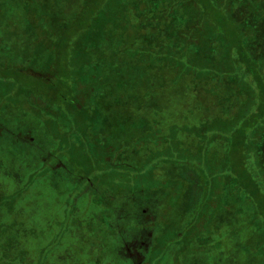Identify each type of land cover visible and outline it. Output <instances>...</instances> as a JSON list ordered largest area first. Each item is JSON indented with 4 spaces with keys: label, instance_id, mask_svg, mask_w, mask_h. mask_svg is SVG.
<instances>
[{
    "label": "rangeland",
    "instance_id": "obj_1",
    "mask_svg": "<svg viewBox=\"0 0 264 264\" xmlns=\"http://www.w3.org/2000/svg\"><path fill=\"white\" fill-rule=\"evenodd\" d=\"M44 1L51 8L48 21L56 28L60 20L73 21L83 6L82 0ZM61 1H64L63 6ZM112 1L116 4L111 3V7L122 16L117 18L116 11L111 13L112 18L109 19L119 20L116 21L119 25L109 30L120 34H117L115 42L112 41L113 50L106 55H98L102 76L96 79L97 84L85 87L81 93L89 95L86 100L90 98L91 117L87 130L95 129L101 134V139H105L102 136L107 134V140L115 142L123 156L113 161L115 168H112L113 164L107 166L106 162L108 168L93 175L95 168L99 164L103 166L104 161L99 164L85 162L80 153H86L87 146L81 144L76 135H70L72 131L78 132L84 123L75 125L73 115L70 117L64 111L60 114L54 105L47 110L43 107L35 109L31 101L28 103V96H40L25 88L23 90L30 93L17 95L21 82L28 88L39 85L46 91L40 80L29 79V76L21 79L0 76V132L4 134L7 129L14 132L15 125L18 136L14 135V140V137L10 140L0 138V261L3 264H127L117 251L114 237L118 232L114 230L115 235L112 234L108 224L111 216V222L117 220L128 224V235L122 239L130 236L129 241L134 245L147 249L141 264H264V260L254 256L258 255L259 248L254 240H250L254 237L251 230L256 227L251 223L250 205L244 204L239 209L241 204H235L230 197L223 199L220 189L208 191L216 184H223L220 187L224 189L225 176L214 179L210 185L207 181L214 176L213 172L216 173L217 161L225 153L209 149L208 156L206 151L202 157L194 154L204 136L208 140L209 132L219 131L217 124L214 125L219 122L214 117L217 112L214 111L215 99L207 95L210 86L212 97L218 93L214 86L216 77L211 76L202 84L189 78L176 94L177 83L172 82L174 72L165 70L157 73L159 79L165 80L164 83L150 76L151 65L143 61L140 65H133V61L127 59V56L133 57L129 50L136 46L139 50L135 48V52L145 50L138 44H128L130 25H122L125 20L121 18L125 13L119 10L125 6ZM20 6L13 0H0V49L8 50L11 66L21 61L19 56L24 52L19 39H23L27 21ZM135 11L130 6L128 13L137 15ZM133 34L134 31L129 35L132 37ZM54 41L53 38L52 44ZM118 49L122 52L119 53ZM216 51L220 52L218 48ZM6 59H0V68L6 69L10 64ZM9 70L10 75L17 71L12 67ZM54 81L58 84L59 78ZM58 85V90L64 91L59 93V99L62 94L67 97L64 81ZM194 87H197V92ZM93 94L95 98H92ZM42 100V105L47 106L43 97ZM34 102L39 101L36 99ZM12 120L20 122L16 125ZM204 124L208 126L207 131L202 129ZM53 136L63 140L56 143ZM182 152L190 155L198 167L205 156L212 162L211 175L196 172L194 188L189 185L192 177L180 178L181 170L176 169L173 163L166 165L160 162L165 157L172 159V153L178 156ZM211 152L214 154L209 157ZM105 155L101 154V157ZM60 156L62 161L55 162ZM34 161L36 164L33 166ZM59 164L61 169L56 170V175L53 169ZM153 169L155 172L150 176ZM190 171L185 172L191 176ZM160 185L164 187L156 195V208L160 206L157 208L160 215L148 219L150 224L153 223L148 225L152 232L141 233L138 226L141 222L133 218V205L128 204V197L139 190L134 199L138 195L141 212L149 213L144 203L148 199L143 192L149 195L156 193L154 190ZM203 200L212 208L205 222L208 233H203L201 242L195 245L186 243V250L182 251L172 242L173 233L186 231L191 224L190 219H196L195 225L201 222L202 217L197 213L203 210L195 204L197 206L198 201ZM132 229L138 230L132 232ZM122 253L130 254L126 248Z\"/></svg>",
    "mask_w": 264,
    "mask_h": 264
},
{
    "label": "trees",
    "instance_id": "obj_2",
    "mask_svg": "<svg viewBox=\"0 0 264 264\" xmlns=\"http://www.w3.org/2000/svg\"><path fill=\"white\" fill-rule=\"evenodd\" d=\"M82 1L83 6L79 13H76L74 20H60V25L56 28L48 21L51 8L44 0H13V2L21 4L20 8L26 16L27 23L23 29V39H19V46L24 52L19 56L21 61L11 66L12 58L8 56V50L0 49V59L8 58L6 60L10 63L6 69L0 68V76L5 78L16 76L14 79L29 76L31 77H28L29 79L34 77L40 80L46 91L41 90L39 85L28 88L21 82L17 95L19 96L20 93L27 95L30 93L28 91L39 94L40 97L35 96L39 102H34L36 100L33 98L34 96H28V103L31 101L35 109L43 107L47 110L51 105H54L56 109H59L60 114L64 111L70 117L73 115L75 125L84 123L85 127L82 125L80 130L77 129L78 132L72 131L70 135L71 137L76 135L79 139L77 140L87 146L88 151L80 153L85 162L99 164L102 160L104 161L105 165L99 164V167L95 168L94 175L99 170L108 168L107 166L110 164H113L112 168H115V160L122 159L123 156L116 143L107 140V134L102 136L105 139H101V134L95 129L94 131L87 130L90 127L88 120L91 117L90 98L86 100L85 97L89 95H84V92L81 93V91L85 87H90L89 85L95 86L98 77L102 76L99 73L101 65L98 55L103 56L113 50L112 41L115 42L117 34H120L117 31L113 33L109 30V28L119 25L116 22L119 20H110L109 17L112 18L113 11H116L117 18L122 15L111 7V3L116 4L112 0ZM114 1L125 6L123 10L119 8L126 15L121 18L125 20L122 25H130V35L134 31L132 37L128 34V44H138L145 50L139 51V53L135 52V48L139 50L138 46L129 50L133 57L127 56V59L133 61V65L137 63L140 65L142 61L151 65L149 73L156 80H163L162 77L159 79L157 75L161 71L174 72L172 82L177 83L175 89L178 92L176 94H179V90L184 88V84L189 78L202 84L208 81L211 76L216 77L214 86L218 93L212 97L211 95L214 94H212L210 86L207 88V95L215 99V110H213L217 112L214 117H217L219 122H215L214 125L217 124L219 131L209 132L208 140L204 136L194 154L198 153L202 157L201 155L206 151V156H208L209 149H213L216 153L221 150L225 153L223 158L217 161L219 167L216 169V173L213 172L214 176H211L207 181V184L210 185L214 179L225 176L224 189L220 187L223 184H216L212 189L208 188V191L220 189V192L224 194L221 196L222 198L230 197L234 199L235 204H241L239 209L244 204L250 205L251 223L256 225L251 230L252 234L254 232V237H251L250 240H254L259 248L258 255L254 256L264 260V0ZM130 6L134 7L137 15H129ZM127 17L129 19H126ZM53 38L55 41L52 44ZM217 48L220 52L216 51ZM118 51L122 52L121 49ZM11 67L17 70L12 73L13 76L9 73ZM53 78H59V83L64 81L65 87L68 89L67 97L62 94L59 99V93L64 91L58 90L57 87L60 85H58L59 83L55 84ZM16 82L19 83L18 80ZM163 82L165 83V80ZM190 87L193 88L191 85ZM197 87H194L196 92L198 91ZM24 88L28 91H24ZM42 97L47 106L42 105ZM93 97L96 96L93 94ZM97 97L100 99L99 94ZM241 97L243 101H241ZM12 121L20 122V120L19 122ZM21 121L23 122V120ZM62 123L64 122L62 121ZM13 126L14 132L7 129L4 134L0 132V138L10 140L11 137L16 136V126ZM202 129L207 131L208 126L205 125ZM52 138L56 143L63 140H58L54 136ZM117 141L120 142V140ZM8 143L12 145L13 142ZM104 153L106 155L102 158L101 154ZM212 154L214 152H211L209 157ZM206 156L199 167L195 165L196 162L190 155L183 152L178 156L172 153V159L165 157L160 162H164L166 165L173 163L176 169L181 170L180 178H184V176L187 179L188 177L196 178V172L211 175L212 162ZM59 160L62 161L61 156L55 162H59ZM34 163L36 164V161L33 162V166ZM57 169L61 168H54L55 174ZM154 169L150 176H153ZM189 170H192V172L190 171L191 176L185 172ZM195 184L196 179L193 178L189 185L194 188ZM162 189L164 187L160 185L157 190H154V192L157 191L156 193L149 195L147 192H143L147 197L145 199H148L144 200V203L145 207L149 209V213L141 212L143 209L140 210L138 206V200H140L138 195L134 199L135 194L140 192L139 190L132 192L128 197V204L133 205L131 211L133 218L141 222L138 225L141 233L153 230L148 226L153 225V223H149L148 219L160 215V212L157 211L160 206L156 208V195L158 190L161 192ZM204 200L198 201L197 206L195 204V207H199V205L202 207L203 212L197 213V216L202 217L201 222L195 225L193 222L196 219L193 221L190 219L191 224L186 231L176 230L173 233L172 242L180 246L182 251L186 250V243L190 242L195 245L201 242L203 233H208V229H205V222L209 215L208 212L211 213L212 208L208 207V202H204ZM142 208H144L143 204ZM118 214L124 215V213ZM194 216H196L195 213ZM130 218L128 217V219ZM112 220L113 218L110 216L108 224L112 229V234H114V230L118 232V234H114V241L116 240L118 244L117 251L121 254L120 257H123L127 264H141V259L144 258L143 255L147 253V249L143 250L142 246L138 248L134 245L129 241L130 236L122 239L123 236L128 235L127 222L124 224L117 220V222H111ZM135 231L132 229V232ZM125 248L130 254L122 253ZM3 263L0 261V264Z\"/></svg>",
    "mask_w": 264,
    "mask_h": 264
},
{
    "label": "flooded vegetation",
    "instance_id": "obj_3",
    "mask_svg": "<svg viewBox=\"0 0 264 264\" xmlns=\"http://www.w3.org/2000/svg\"><path fill=\"white\" fill-rule=\"evenodd\" d=\"M61 166V164H59V166L58 167H60Z\"/></svg>",
    "mask_w": 264,
    "mask_h": 264
}]
</instances>
